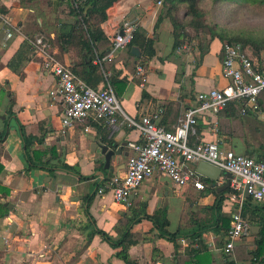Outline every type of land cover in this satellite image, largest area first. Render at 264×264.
<instances>
[{"label": "crops", "instance_id": "obj_1", "mask_svg": "<svg viewBox=\"0 0 264 264\" xmlns=\"http://www.w3.org/2000/svg\"><path fill=\"white\" fill-rule=\"evenodd\" d=\"M158 2L162 1L122 0L108 11L109 19L103 25L112 36L126 18L153 40V57L146 54L144 86L137 77L139 63L127 49L103 67L109 77L128 82L122 95L118 93L128 117L139 120L149 108L163 107L161 123L173 130L199 93L224 88L228 81L222 73V42H212L202 59L198 49L175 50L171 21L165 18L156 30L163 11V3ZM0 10L11 22L6 27L0 19V136L6 135L0 139V264H126L118 257L122 248L114 244L122 239L135 211L142 214L129 226L138 239L129 249L134 264H262L251 253L261 239L264 203L251 197L246 198L243 214L254 232L238 241L231 253L225 252L238 207L231 188L217 191L227 184L226 177L221 176L216 187L211 182L199 191L193 184L178 187L168 176L155 174L130 198V208L118 204L111 190L100 195L99 189L126 173L131 155L128 144L140 140L139 132L123 124L122 118L114 128H106L108 140L119 146L127 143L123 154L113 158L106 169L93 142L94 138L104 141L105 126L87 122L63 127L64 103L51 96L58 80L43 68V54L28 42L44 37L78 78L94 89L103 88L102 71H91L86 53L81 57L75 47L61 52L55 42L61 25L74 22L67 3L0 0ZM109 47L100 44L98 51L101 54ZM92 64L97 66L95 61ZM87 127L92 128L88 133ZM257 127H240L225 117L220 121V115H205L190 139L193 144L216 142L239 154L253 153L264 145L263 128L258 132ZM230 131L237 134L229 136ZM188 167L198 173V165ZM164 218L166 231L178 235L176 241L163 236L155 223ZM182 239L194 247L183 246Z\"/></svg>", "mask_w": 264, "mask_h": 264}, {"label": "built area", "instance_id": "obj_2", "mask_svg": "<svg viewBox=\"0 0 264 264\" xmlns=\"http://www.w3.org/2000/svg\"><path fill=\"white\" fill-rule=\"evenodd\" d=\"M71 1L75 4L81 2ZM158 4L162 5V2ZM0 19L11 27V22L1 13ZM136 28V24L123 19L122 24L110 36V51L95 60L102 71H106L103 67L105 62L112 61L119 52L131 45ZM104 30L109 36L111 30L108 27ZM8 36L11 37L12 34L8 32ZM28 42L43 54V68L58 80V87L51 92V96L60 97L64 103L62 123L65 129L87 122L100 123L105 128L112 129L119 123V118H122L123 124L139 132L140 140L128 144L131 155L126 173L112 178L106 188L98 190L100 195L111 190L118 204L130 208V198L155 174L168 176L178 187L193 184L197 190L204 191L207 186L201 176L188 165L206 162L231 174L230 188L238 202L228 231L225 252L231 253L238 241L252 235L253 224L243 216V209L246 193L256 202L264 203V161L223 149L216 142L190 143V136L195 134L200 117L218 116L231 103L242 105L243 114L253 112L264 118V64L253 59L241 44L226 42L223 45L222 73L228 84L224 88L199 93L195 103L185 110L176 127L167 130L161 123L163 107L149 108L139 120H134L124 113L106 72H103L106 85L101 89H94L59 60L52 45L44 37L28 39ZM193 48L185 43L180 50L190 52ZM146 76L147 68L139 66L137 77L142 86ZM91 129L87 127L85 130L88 133ZM181 242L185 247H194L186 239ZM6 244L9 245L10 241L7 240Z\"/></svg>", "mask_w": 264, "mask_h": 264}, {"label": "trees", "instance_id": "obj_3", "mask_svg": "<svg viewBox=\"0 0 264 264\" xmlns=\"http://www.w3.org/2000/svg\"><path fill=\"white\" fill-rule=\"evenodd\" d=\"M61 3H67L69 7V15L74 18V22L72 24H62L60 29L56 32L55 42L57 43L61 52H65L72 47H75L79 51V55L82 57V54L86 53L85 57L89 60V65L91 71L96 73L97 70L102 71L100 66H93V61H95L98 57H104L109 51L111 47V37L108 36L103 29V25L107 23L109 19L108 11L113 8L117 3L122 0H81L80 3L75 4L71 0H58ZM163 3V11L161 16L158 19L156 30H158L162 21L167 18L171 21L176 38L175 50L181 47L186 39L190 41H196L198 46L197 49L199 51L201 59L210 51L211 43L215 40H219L220 42H228L233 44L242 43L244 48L249 47L253 50L254 58H257L259 64L263 62L260 60L261 53L264 51V38H254L247 35H234L231 36L225 30L220 29V27L216 24H210L208 20H206V12L201 8V3L203 0H160ZM232 4L237 3L239 1H243L252 6H264V0H226ZM234 5V4H233ZM186 6L187 11L183 18H180V12L182 7ZM3 12L2 10H0ZM0 12V13H1ZM3 14V13H1ZM190 31H194V38H191ZM207 38H209V42L206 43ZM110 45L108 51L103 53H99L100 44ZM153 40L148 37L147 32L137 27L134 34L131 45L127 48L129 56L136 60L139 63L138 66H146L148 63V59L146 58V54L148 53L149 57H153V51L151 50ZM138 47L141 49L143 55L141 58H136L132 55V48ZM253 58V59H254ZM107 71H102L101 80H103L104 85H106L107 80L104 76V73ZM109 82L114 87L116 94L118 96L122 95L125 89L128 86V82L126 80H119L117 76L109 77ZM120 88V92L118 89ZM117 89V90H116ZM119 98V97H118ZM243 106L236 103H231L229 106L220 113V121L223 117L227 118L229 122L236 123L238 126H246V125H256L258 126V132H260V127L263 128L262 135L260 136L264 142V122L260 120L258 114L253 112H247L246 114L242 113ZM104 135V141L111 142L108 140L109 132L105 129L102 130ZM237 132L230 131L229 136H234ZM6 135L0 136V139H4ZM190 143L193 144L194 140L190 139ZM250 155V156H249ZM247 156L255 157L256 160L264 161V145L259 149L255 150V152L247 153ZM252 157V158H253ZM32 160V158H31ZM33 166H38L37 164ZM66 169H70L68 166H64ZM3 172V166L0 165V175ZM202 181L208 186L211 181L208 179L202 178ZM251 198L250 200H252ZM254 200V199H253ZM144 213V212H143ZM142 213H138L137 211L133 212L132 219L128 221V226L123 233L122 239L114 246H120L122 248L121 252L118 254V257L123 260L126 264H134V262L130 259L129 249L138 242V239L130 232L129 226L133 223L139 221L138 217ZM164 216V214H163ZM244 216V214H243ZM154 221V220H153ZM160 231L163 233L162 235L170 238L172 241H176L178 235L170 234L166 231V226L168 225V221L164 218L161 219V222H156ZM103 234L102 232H100ZM93 236V235H92ZM105 236V235H104ZM261 239L256 241L257 249L251 254L253 257L258 259L262 264H264V220L262 222V231L259 235Z\"/></svg>", "mask_w": 264, "mask_h": 264}, {"label": "rangeland", "instance_id": "obj_4", "mask_svg": "<svg viewBox=\"0 0 264 264\" xmlns=\"http://www.w3.org/2000/svg\"><path fill=\"white\" fill-rule=\"evenodd\" d=\"M229 3L226 0H203L201 8L206 12V20H208L210 24L218 25L220 29L227 31L224 33H228L231 36L247 35L258 39L264 38V6H252L243 1L237 3L233 2L232 4ZM186 11L187 7H182L180 18H183ZM5 26L8 27L7 25ZM190 34V39L194 38V31H190ZM208 42L209 38L206 40V43ZM185 43L197 49L198 44L195 40L190 41L186 39L184 44ZM225 43L226 42L222 44L224 45ZM240 44L244 47L242 43ZM245 49L252 58L255 57L251 48L246 47ZM254 59L257 60V58ZM260 60L264 64V51L261 53Z\"/></svg>", "mask_w": 264, "mask_h": 264}, {"label": "water", "instance_id": "obj_5", "mask_svg": "<svg viewBox=\"0 0 264 264\" xmlns=\"http://www.w3.org/2000/svg\"><path fill=\"white\" fill-rule=\"evenodd\" d=\"M132 54L140 58L141 57V51L138 47L132 48ZM94 143H96L97 148L101 152V156L104 158L106 162V169L109 168L111 165L112 159L121 156L123 154V149L125 146H127V143L122 144L121 146L117 145L113 142H107V141H99L96 138L93 140ZM198 173L208 179L209 181L213 182L215 187L217 186V183L219 182V179L221 176L226 177L228 179V182L226 185L218 187L217 191H225L230 188V179L232 178L230 173L223 172L220 168H217L209 163L201 162L198 164L197 167ZM246 197H250L248 193H246ZM255 227L253 226L252 232H254Z\"/></svg>", "mask_w": 264, "mask_h": 264}]
</instances>
